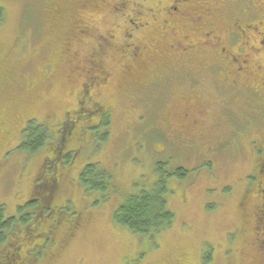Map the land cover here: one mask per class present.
I'll return each mask as SVG.
<instances>
[{
  "label": "rangeland",
  "instance_id": "1",
  "mask_svg": "<svg viewBox=\"0 0 264 264\" xmlns=\"http://www.w3.org/2000/svg\"><path fill=\"white\" fill-rule=\"evenodd\" d=\"M53 1L62 3L53 6ZM175 4L0 0L5 11L0 22V207L8 216L35 212L44 218L10 232L0 244V264L14 256L13 264H264L263 216L255 209L253 183H244L255 163L251 140L258 135L247 122L250 107L245 112L236 107L230 121L223 98L216 95L208 105L214 126L205 142L189 141L186 133L170 139L168 133L176 132L159 128L182 90L193 84L188 68L179 65L184 72L169 76L167 83L128 89L129 66L142 63L129 56L128 43L157 52L151 43L173 30L175 40L168 41H177L181 51L201 37L209 17L223 10L221 0H183V16L166 29L163 19ZM139 10L148 24L135 29ZM208 11L213 14L204 16ZM70 23L69 40L57 41ZM159 49L169 50L163 43ZM95 58L110 78L95 89L101 112L86 116L81 111L89 104L78 98L85 88L82 75L94 73ZM207 81L205 76L200 86ZM235 121L245 126L243 133ZM35 125L45 136L29 151L22 147L25 131ZM220 140L225 145L213 153L211 146ZM89 166L104 173L103 187L84 185L82 172ZM179 168L183 175L173 174ZM161 181L173 213L169 226L148 236L116 221V210L130 195ZM44 206L51 209L47 217Z\"/></svg>",
  "mask_w": 264,
  "mask_h": 264
},
{
  "label": "flooded vegetation",
  "instance_id": "2",
  "mask_svg": "<svg viewBox=\"0 0 264 264\" xmlns=\"http://www.w3.org/2000/svg\"><path fill=\"white\" fill-rule=\"evenodd\" d=\"M173 2L176 4L172 5L166 15L167 18L163 19L166 29L173 26L170 22L174 24L175 17L179 21V18L183 16L184 11L180 8L183 0H173ZM221 2L223 10L220 14L209 17L205 22L207 29L202 32L201 37L189 40L181 51L177 41L175 43L168 41L171 36L173 41L175 40L176 32H172L173 30L169 31L168 37L165 36V41L155 40L151 43L157 52L150 51L148 46L143 52L141 46L136 44L137 42L128 43L129 56L136 62L142 60V63L134 67L129 66L127 85H129V90H133L137 86L148 88L157 82L167 83L169 76L184 72L179 71L183 70L182 67L188 68L193 84L185 88L189 92H186L185 89L182 90L183 92L172 107L173 110L164 115V121L161 122L162 126L159 128V130H165L167 126L168 130L175 131V134L168 133L171 136L170 139L175 136L181 139L183 137L181 134L186 133L191 136L189 141L205 142L207 139L205 133L212 131L214 126L208 105L212 104L216 95L223 98L221 106L225 110L224 113L229 114V118L231 117L230 121H233L237 114L236 107H241L243 111L246 105L250 107L248 114L245 115L249 117L247 122L251 125V129L258 135L251 140V152L255 163L252 171L244 178V183L247 186H251L253 183V193L257 199L255 209L261 212L264 227V0H221ZM52 3L53 6H56L62 2L53 1ZM53 14L56 16L55 19L60 18L55 12ZM212 14L208 11L204 16ZM142 15L143 12L139 10L137 17L133 19L132 25L135 29L143 24H148ZM140 20H144V23H140ZM71 26L73 23L68 25L63 37L56 36L57 41L63 40L66 44L69 40V27ZM127 37H132L131 31ZM161 43L167 45L169 50H160ZM182 60L188 61L187 65L182 64ZM154 61L156 65H154ZM91 63L96 66L93 69L94 73L88 74L87 71L82 75L85 88L81 89L78 98V102L84 103L85 106L87 102L89 104V110L81 111V114H86V116L101 112L102 106L98 107L99 103L94 97L95 89L110 78V72L97 66L96 58L91 60ZM179 65L182 67L180 68ZM205 76L208 81L200 86ZM210 85L215 92L209 88ZM168 94L171 95L169 91ZM178 107H180L179 112H175L174 108ZM75 112H77V108ZM253 119L254 122L249 121ZM235 125L238 133L245 129L243 124L236 123V121ZM222 142L224 141L220 140L215 147L214 145L209 147L210 150L213 153L216 152L218 147L225 145ZM178 143L182 142L178 141ZM45 186L48 189V186ZM26 231L28 235L31 232V230ZM67 235L69 236V234Z\"/></svg>",
  "mask_w": 264,
  "mask_h": 264
},
{
  "label": "trees",
  "instance_id": "3",
  "mask_svg": "<svg viewBox=\"0 0 264 264\" xmlns=\"http://www.w3.org/2000/svg\"><path fill=\"white\" fill-rule=\"evenodd\" d=\"M3 19H5V11L3 6L0 5V22ZM35 126L36 127L29 126L25 131L26 137L22 147L29 151H34L39 148L43 144L45 136V131L41 125ZM160 166L161 165H158V168H160ZM179 169V172L174 171L173 174L183 175L184 169ZM92 171L91 166L83 170L81 178L84 185L92 187L93 189L103 187L102 182L106 180L105 176H103L104 173L98 170L96 172ZM161 182L151 190H144L139 194L130 195L116 210L114 215L116 221L127 226L136 234L148 236L150 234L155 235L158 231L169 226L173 221V213L167 209L164 196V191L166 190L164 186L165 182ZM44 208L46 209V214H44V216L47 217L51 214V209L48 210L46 206H44ZM19 214L20 215L17 216H8L5 214L4 207H0V244L4 243L8 239V236L10 237V232L17 229L18 225H25L26 223L33 224L32 221H35L36 218L40 220L44 219L42 215L40 216V214H36L35 212H26L24 214L20 212ZM58 218L57 216L56 219ZM56 219L52 222H55ZM15 259H17L16 256L8 260L7 264H13V260ZM210 259V256L206 257V260L210 261Z\"/></svg>",
  "mask_w": 264,
  "mask_h": 264
}]
</instances>
